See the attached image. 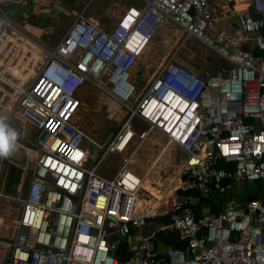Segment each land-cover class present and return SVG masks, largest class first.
Returning <instances> with one entry per match:
<instances>
[{"label": "built area", "instance_id": "1", "mask_svg": "<svg viewBox=\"0 0 264 264\" xmlns=\"http://www.w3.org/2000/svg\"><path fill=\"white\" fill-rule=\"evenodd\" d=\"M139 1L108 31L79 13L47 48L9 21L10 4L0 0V122L34 131L31 139L16 133L13 147L24 154L17 193L0 187V198L19 205L13 236L0 238V264H264V199L232 196L199 217L191 207L197 195L264 183V0ZM166 23L182 32L180 47L194 39L225 66L202 79L177 50L139 95L133 69ZM86 84L124 112L103 145L75 121L74 93ZM134 121L146 129L137 133ZM151 132L188 155L180 185L159 205L128 168L133 154L113 178L98 172ZM8 162L0 156V183ZM160 217L167 222L158 231L178 235L183 248H159L148 234Z\"/></svg>", "mask_w": 264, "mask_h": 264}, {"label": "rangeland", "instance_id": "2", "mask_svg": "<svg viewBox=\"0 0 264 264\" xmlns=\"http://www.w3.org/2000/svg\"><path fill=\"white\" fill-rule=\"evenodd\" d=\"M62 2L63 3L52 2V4L44 6L45 9H43L44 11L42 10L39 16L40 19L38 22L34 23L36 26L45 28V31L47 29L48 34H50V36L52 35L51 40H53L55 36H58V40L79 13L84 12L86 17L97 20L100 26L108 31L111 30L112 25L117 21L124 9L130 6H141L139 0H63ZM3 10L5 12L10 11L9 9ZM30 13L31 10H29L27 15H30ZM34 17V15L31 17L30 22ZM10 22L12 23V21ZM12 24L15 25L14 23ZM181 37L182 32L171 23H166L158 29L144 54L138 59L133 70V76L139 90V95L144 93L148 81L165 62L166 58L173 55L177 50H179L177 53V61L197 77L204 79L206 78V73H217L215 69L211 67V64L223 62L222 59L194 39L188 40L183 47H180ZM57 40L53 43L55 44ZM5 88L10 91L7 86H5ZM74 98L80 104L75 114V121L89 139L101 145L110 134L118 130L119 124L117 121L124 112L110 99L103 98L98 91L87 84L83 85L74 93ZM111 108L119 115L118 119H116L110 111V116H106L107 109ZM134 124L140 131L146 129L143 124L137 121H134ZM9 128L19 135L20 132L23 131L28 139H31L32 135H34L33 128L30 124L22 125L15 119L10 121ZM151 133L158 135L157 138L162 145H155V137L151 134L145 143L137 150L134 161L128 168L142 177L146 167L151 166L158 158L160 151L166 147L168 151L159 159L154 173L158 174L160 180L163 181L161 192L163 195H168L178 187L182 165L188 155L178 147L169 144L165 137L157 132ZM134 146L135 145L129 147L123 155H108L103 160L99 172L108 171L109 173L110 171V173L114 174L121 166L122 158L128 156ZM84 148L90 152L92 158L98 155V151L88 140L85 141ZM7 158L9 161L7 164L8 171H6L7 177L1 180L0 187L3 193L15 195L18 191L19 182L14 183L10 187V190H6L8 173L11 167L18 168L23 165L24 154L13 147L10 154L7 155ZM143 188L149 191L153 196L158 197V191L149 185V182H145ZM252 194H256L259 198L263 197L264 183L255 182L253 184L233 185L225 194L217 195L215 206L222 209L226 198L233 196L242 200L243 197L248 198ZM18 210L19 205L17 203L0 198V238L7 239L13 236L14 222L17 219ZM157 227L158 225L156 223H150L147 228L148 234L154 232Z\"/></svg>", "mask_w": 264, "mask_h": 264}, {"label": "crops", "instance_id": "3", "mask_svg": "<svg viewBox=\"0 0 264 264\" xmlns=\"http://www.w3.org/2000/svg\"><path fill=\"white\" fill-rule=\"evenodd\" d=\"M63 0H8V3L10 4L9 6L11 7V9H10V11L9 12H12L14 15L12 16V15H10V14H12V13H9L8 15L9 16H7L8 18H9V20L10 21H12V23H14L15 24V26L16 27H18L23 33H25L26 35H28L30 38H32L34 41H36L37 43H39L40 45H42V46H44V47H47V48H52V47H54L55 45H56V43L59 41V39L62 37V35L64 34H62L61 36H60V38L57 40V38H58V36H55V38H53V40H51V36H50V34H48V31H47V29H46V31H45V28H41V27H39V26H36L34 23H36V22H38V20L40 19V14L42 13V10L43 9H45V7L44 6H47V5H49V4H52V2H57V3H63L62 2ZM29 10H31V13H30V15H27L28 14V12H29ZM126 9H124L123 10V12L125 11ZM19 11H20V13H19ZM44 11V10H43ZM122 12V13H123ZM49 14V13H48ZM35 16L34 17V19H32V21L30 22V19H31V17L32 16ZM121 15V14H120ZM44 19V18H43ZM40 22V21H39ZM25 27V28H24ZM67 29V28H66ZM66 31V30H65ZM64 31V32H65ZM57 40V42L54 44L53 42L54 41H56ZM134 70V69H133ZM81 88V87H80ZM79 88V89H80ZM100 96H101V94H100ZM102 97L103 98H107V97H105V96H103L102 95ZM76 100V99H75ZM77 101V100H76ZM78 102V101H77ZM79 102H78V108H79ZM113 106V105H112ZM78 110V109H77ZM109 111L113 114V116L116 118V119H118L119 118V115H117L116 113H115V111L111 108V109H107V115L106 116H110V114L111 113H109ZM122 117H123V115L120 117V119L117 121L118 122V124L121 122V120H122ZM134 126H135V131L138 133V132H140V130H138L137 129V127H136V125L134 124ZM142 131V130H141ZM152 133H150L149 134V136L151 135ZM159 134V133H158ZM110 135H112V134H110ZM109 135V136H110ZM152 135H154V143H155V145H162L160 142H159V140H158V135H156L155 133H153ZM109 136H108V138H109ZM148 136V137H149ZM148 137H147V139H148ZM108 138L105 140V142L104 143H106V141L108 140ZM146 139V140H147ZM145 140V141H146ZM145 141L144 142H142V143H139L138 142V140H137V138H134V140L131 142V144H130V147L132 146V145H135L134 146V148L132 149V151L130 152V154L129 155H131V154H133L132 155V161H131V163L134 161V157H135V155H136V152H137V150L140 148V146L141 145H143L144 143H145ZM103 143V144H104ZM103 144H101V145H103ZM129 149V148H128ZM167 151H168V149L166 148V147H164L161 151H160V153H159V155H158V158L152 163V165L151 166H148V167H146V170H145V172H144V174H143V176L142 177H140L139 175H137L138 177H140L141 179H143V181H144V183L145 182H149V185H151L154 189H156L157 191H158V197H155V196H153L151 193H149V191H147V190H145V192L147 193V195L149 196L148 198H149V200H151L152 201V203H155V204H162V202H163V199H164V196L166 195V194H164L163 195V193L161 192V188H163V181L162 180H160V178H159V176H158V174H156V173H154V169H155V167L157 166V163L159 162V159L160 158H162L163 157V155L164 154H166L167 153ZM118 155H123V154H118ZM128 155V156H129ZM124 157H127V156H124ZM123 159V158H122ZM185 162H183V164H184ZM102 164V163H101ZM121 164H122V162H121ZM100 167H101V165H100ZM100 167H99V169H100ZM121 167V166H120ZM120 167H119V169H120ZM182 167H183V165H182ZM118 169V170H119ZM118 170H116L115 171V173L114 174H112V173H110V171H109V173H108V171H100L99 172V170H98V172H99V174L100 175H102L103 177H105V178H113L115 175H116V173L118 172ZM133 172V171H132ZM134 173V172H133ZM180 180H181V177H180ZM143 183V184H144ZM179 185H180V181H179ZM178 185V186H179ZM178 188V187H177ZM176 188V189H177ZM175 189V190H176ZM258 197L256 194H252V195H250L248 198L247 197H243L242 198V200L243 201H248V200H250V198H252V197ZM215 197H217V195L215 196ZM230 197H232V196H230ZM230 197H228V198H226L225 200H224V202H226ZM259 198V197H258ZM216 199V198H215ZM214 199V201H213V203L215 204V200ZM260 199H264V196L263 197H260ZM194 205H196V204H194ZM223 206H224V204H223ZM222 209H220V211H221ZM207 211H210L209 210V208H205V209H203L202 210V214L204 213V212H207ZM219 211V212H220ZM212 212V211H211ZM201 214V215H202ZM154 221H152L151 223H153ZM154 223H156L157 225H158V227L155 229V231H154V236L156 235V233L158 232V229H159V227H160V223H158V222H154ZM151 233H153V232H151ZM159 244V243H158ZM157 244V245H158ZM161 245V246H160ZM160 245H158V247L159 248H164V247H166L165 245H163V244H160ZM169 247H172V246H169Z\"/></svg>", "mask_w": 264, "mask_h": 264}, {"label": "trees", "instance_id": "4", "mask_svg": "<svg viewBox=\"0 0 264 264\" xmlns=\"http://www.w3.org/2000/svg\"><path fill=\"white\" fill-rule=\"evenodd\" d=\"M224 66H225L224 62H220L218 64H211V67H213L216 72H219L221 68H223ZM208 75H212V74L206 73L205 77H207ZM20 173L21 171L19 168L17 167L10 168L7 178L8 181H7L6 190H10V187L14 183L19 182ZM215 196L216 195H211L209 197L204 198L197 195L198 201L196 205L191 206L197 217L201 216L202 210L205 208H209V210L214 213H218L220 211V208L216 207L215 204L213 203L214 199L216 198ZM153 221L158 223H166L167 218L160 217L154 219ZM177 240H178V235L176 234H170V233L166 234L164 232L158 231L155 235V242L157 244L161 243L165 246H172L174 248H183L184 243L177 242ZM117 254L119 260H123L124 258H127L129 256L128 252H126V246H124L123 244L120 245V250L118 251Z\"/></svg>", "mask_w": 264, "mask_h": 264}, {"label": "clouds", "instance_id": "5", "mask_svg": "<svg viewBox=\"0 0 264 264\" xmlns=\"http://www.w3.org/2000/svg\"><path fill=\"white\" fill-rule=\"evenodd\" d=\"M16 132L14 130L6 129L2 122H0V156H7L13 149L16 140Z\"/></svg>", "mask_w": 264, "mask_h": 264}, {"label": "water", "instance_id": "6", "mask_svg": "<svg viewBox=\"0 0 264 264\" xmlns=\"http://www.w3.org/2000/svg\"><path fill=\"white\" fill-rule=\"evenodd\" d=\"M253 199H255V197L250 198V200H253Z\"/></svg>", "mask_w": 264, "mask_h": 264}, {"label": "bare ground", "instance_id": "7", "mask_svg": "<svg viewBox=\"0 0 264 264\" xmlns=\"http://www.w3.org/2000/svg\"><path fill=\"white\" fill-rule=\"evenodd\" d=\"M6 227H7V225H6Z\"/></svg>", "mask_w": 264, "mask_h": 264}]
</instances>
